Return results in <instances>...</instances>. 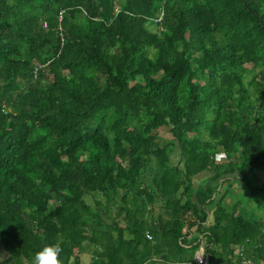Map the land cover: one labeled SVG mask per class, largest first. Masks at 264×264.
<instances>
[{"label":"trees","instance_id":"1","mask_svg":"<svg viewBox=\"0 0 264 264\" xmlns=\"http://www.w3.org/2000/svg\"><path fill=\"white\" fill-rule=\"evenodd\" d=\"M56 244L264 264V0H0L4 264Z\"/></svg>","mask_w":264,"mask_h":264},{"label":"clouds","instance_id":"2","mask_svg":"<svg viewBox=\"0 0 264 264\" xmlns=\"http://www.w3.org/2000/svg\"><path fill=\"white\" fill-rule=\"evenodd\" d=\"M42 27H45V24ZM62 251L63 249L58 244L46 245L35 253L33 264H61ZM8 256L9 254L6 252L0 253V264H4Z\"/></svg>","mask_w":264,"mask_h":264},{"label":"rangeland","instance_id":"3","mask_svg":"<svg viewBox=\"0 0 264 264\" xmlns=\"http://www.w3.org/2000/svg\"><path fill=\"white\" fill-rule=\"evenodd\" d=\"M158 134H159V137H161V140H162V142H160V144H163V143H165L166 141H168L170 139V137H169V135L167 133V130H165L164 128H161L160 130H158ZM171 161L173 163L178 161V148L176 146L172 149ZM205 177H206V174H204V173H201V174H198L197 176H195L192 179L193 186L196 187L198 185V183L201 182ZM233 191L236 193V192L240 191V189L238 188V186H233ZM192 201H194V197H192ZM0 253H4L2 248H0ZM89 254L90 253L87 252V253H84V254H82L80 256V264H87L89 262V259H90V255ZM188 255H190V252L188 253ZM193 255H194V252L192 253V258H193Z\"/></svg>","mask_w":264,"mask_h":264},{"label":"built area","instance_id":"4","mask_svg":"<svg viewBox=\"0 0 264 264\" xmlns=\"http://www.w3.org/2000/svg\"><path fill=\"white\" fill-rule=\"evenodd\" d=\"M160 18H161V13L157 15V21L160 20ZM192 263L193 264H208L206 259L203 257L202 246L194 251ZM238 264H253V263L251 262L250 259L241 258Z\"/></svg>","mask_w":264,"mask_h":264},{"label":"crops","instance_id":"5","mask_svg":"<svg viewBox=\"0 0 264 264\" xmlns=\"http://www.w3.org/2000/svg\"><path fill=\"white\" fill-rule=\"evenodd\" d=\"M190 264V263H189ZM193 264V263H192Z\"/></svg>","mask_w":264,"mask_h":264}]
</instances>
